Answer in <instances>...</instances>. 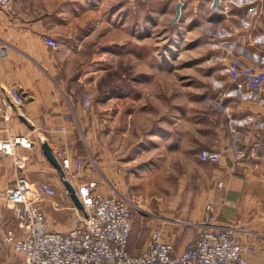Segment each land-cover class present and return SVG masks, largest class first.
I'll return each mask as SVG.
<instances>
[{"label":"crops","instance_id":"obj_1","mask_svg":"<svg viewBox=\"0 0 264 264\" xmlns=\"http://www.w3.org/2000/svg\"><path fill=\"white\" fill-rule=\"evenodd\" d=\"M81 1L94 5L83 6L80 14ZM109 1L12 0L9 9H0V88L5 89L0 92V139L20 135L34 143L31 148L17 145L11 155L0 151V238L6 228L15 224L4 195L18 177H24L32 190L39 185L56 190L53 199L59 208L54 209V218L46 219L47 229L63 232L71 226L72 200L41 150V143L47 142L59 161L65 156L72 162L76 157L82 159L80 172L74 173L72 168L66 171L74 187L94 180L103 195L123 197L132 204L135 203L126 193L141 192L142 187L155 190V182L158 193L177 190L176 169L183 167L188 171L184 190L192 192L194 186L195 191L205 193L217 222L234 227L241 242L253 247V252L247 253L249 264L261 262L264 74L228 67L236 63L253 69L263 60L258 46L264 42V0H224L228 6L226 13L212 12L210 0H168L174 17H184L189 28L195 26L197 31L200 27L207 36L205 41L191 44L198 51L190 64L200 68V75H181L176 73V67L170 68V102L165 109L159 108L157 115L156 90H149V102L141 97L143 82L156 80V59H151L148 68L143 69L142 40L120 42L118 49L128 54L112 60L110 53L105 52L110 44L104 42L96 48L94 42L87 44L86 36H80L93 33L94 22L106 12H123L126 17L137 6L141 10L140 0H113L114 4ZM96 6L102 9L93 10ZM139 23L141 19L134 23L135 33L142 26ZM48 39L56 40V48L49 45ZM86 48L91 50L90 55L83 56ZM94 50L101 55L97 56ZM96 65L101 69H95ZM99 71L106 82L101 112L94 98L91 107L85 108L84 92L73 84L95 80ZM193 80L213 82L216 104L209 107L216 120L208 127L215 140L201 136L194 143L216 150L220 154L217 163L201 162L198 156H192L194 143L187 140V128L180 119L189 112L190 106L182 97L188 92L185 84ZM11 87L24 97L21 105L9 101L6 90ZM89 160L98 166L93 169ZM210 167L212 171L207 173ZM44 206L50 209L48 203ZM136 210L142 215L150 214L141 208ZM196 215L185 208V219L177 221L165 220L157 212L153 216L160 226L151 228L149 234L135 230L130 218L129 252L136 254L146 247L155 228L161 230L162 240L170 241L175 252H182L194 237L190 227L195 224L192 219ZM0 264H24V257L8 247H0Z\"/></svg>","mask_w":264,"mask_h":264},{"label":"built area","instance_id":"obj_2","mask_svg":"<svg viewBox=\"0 0 264 264\" xmlns=\"http://www.w3.org/2000/svg\"><path fill=\"white\" fill-rule=\"evenodd\" d=\"M11 4L12 0H0V9L7 10ZM209 7L216 13L228 10L224 0H210ZM48 43L52 48L57 46L56 40L48 39ZM258 52L263 60L253 69L236 63L228 68L232 70L236 66L243 73L252 70L264 74V42L258 46ZM2 91L5 89L0 88ZM6 92L12 104H22L24 97L17 88L11 87ZM83 103L85 108L91 107L88 93L84 94ZM17 145L31 148L34 143L20 135L0 139V151L4 154H13ZM219 156L216 150L201 148L198 158L217 163ZM59 163L65 175L71 168L74 173L82 169L80 157L72 162L65 156ZM75 191L83 210L75 207L73 225L68 230L53 231L46 228L42 201L55 196L56 190L47 185L32 190L24 177H18L4 195L15 224L4 230L0 247L21 253L24 264H249L247 253L253 252V247L241 242L234 227L217 222L211 203L206 205L208 214L202 228L182 252H175L171 243L162 240L161 230L155 228L145 249L131 254L128 250L130 202L123 197L103 195L94 180L76 186ZM256 264H264V260Z\"/></svg>","mask_w":264,"mask_h":264},{"label":"rangeland","instance_id":"obj_3","mask_svg":"<svg viewBox=\"0 0 264 264\" xmlns=\"http://www.w3.org/2000/svg\"><path fill=\"white\" fill-rule=\"evenodd\" d=\"M141 1V10L140 7L137 10H132V15L128 13V16L125 17L123 12H106L100 20H96L94 22V32H84L82 33L81 38H86L85 42L92 44L94 47L100 48L104 42L106 44H110V49L105 52L110 53V58L114 60L118 58L119 55L127 56L128 52H124L119 48L120 42L121 44L124 41L134 42L142 40V54H143V69L147 66V63L150 62L151 59H156V80L144 81L143 82V90H142V98L145 101L149 102L150 92L149 90H156V115L159 108L165 109L169 102L171 93L169 89V73H171L170 68H177L176 73L178 74H187L190 73L195 77L200 75V68H196L194 64H190L193 56H195L198 50H195V47L191 44L195 41H205L207 34L202 33V29L200 27L195 29V26L189 28V22H186V19L182 16L174 17L175 13L170 12L169 2L168 0H140ZM113 0L109 1V4H114ZM126 3V2H125ZM88 4V5H87ZM94 5V3L90 1H81L79 2V13L83 12V6ZM114 6V5H113ZM112 6V7H113ZM102 9L101 7L96 6L93 10L97 11ZM136 14V16H135ZM171 14V15H170ZM84 15L86 13L84 12ZM141 19V28L140 31L135 33L134 31V23H137ZM99 21V22H97ZM129 23V24H128ZM93 25V21L90 24ZM129 29H128V28ZM132 30V33L131 31ZM176 42V43H175ZM185 42H190L188 45H185ZM177 45V46H175ZM87 46V45H86ZM175 47V48H174ZM90 49L86 48L83 50L84 55H90ZM97 56L100 52L94 50ZM124 52V54H123ZM87 53V54H86ZM103 53V52H102ZM162 63V64H161ZM94 64H97L96 62ZM95 69H101V66L96 65ZM97 78L95 80L82 81L73 83L74 86L77 85V89L84 92V94L88 93L92 98H94L95 105L98 110L101 112L102 109V90L104 88V83H106L103 79V75L101 71L95 74ZM170 76V75H169ZM160 77V80L157 79ZM196 78V77H195ZM187 82V81H185ZM175 83V82H174ZM173 83V84H174ZM212 81H204V80H193L192 82L186 83V96L182 97V99L189 104L190 106L189 112L186 113V116L180 118L182 122L185 123L187 128V140L191 143L197 141L201 136H207L208 138H212L210 140H215V136L212 135L211 129L208 126H211L215 123V113L210 112L209 106H215V98L216 94L213 93V85ZM213 86V87H212ZM203 91H206V94H202ZM184 92V90H183ZM208 92V93H207ZM202 94V95H201ZM184 95V94H183ZM179 97V96H178ZM92 104V103H91ZM209 107V108H208ZM203 111V112H201ZM205 111V112H204ZM179 115H182L181 113ZM178 115V116H179ZM177 121V120H174ZM178 122H180L178 118ZM205 127V128H202ZM207 128V130H206ZM209 129V130H208ZM101 136V131L98 133ZM192 156H198L201 148H208L206 146H200L192 144ZM210 149V148H209ZM199 159V158H198ZM91 167L94 169L97 167V163L89 160ZM99 161V160H98ZM202 162V161H201ZM99 164V162H98ZM212 168L206 170L207 173H211ZM177 180L176 186L177 190L170 192H156V182H155V190L150 191L149 189H144L143 191H130L126 193V196L133 201L135 204L130 203L132 209V226L135 230L141 229L144 234H149L151 228L160 226L156 225V218L153 214L160 212V215L163 217L172 220H184V209L187 208L192 212H196L197 215L193 216L192 221L195 222L190 228H193L194 237L187 242L188 246L193 242L197 232L199 231L198 226L200 223L205 221L207 210L206 205L209 204V201H206V194L195 191L197 189L193 186L194 191L186 192L183 185L185 184V179L187 178L188 171H186L183 167L177 168ZM68 179L67 176H65ZM144 182V181H142ZM162 188V187H161ZM149 190V191H148ZM54 196L45 197L42 201V209L45 214V218L49 219L50 217H55L54 209L59 208V204L55 202L53 199ZM48 203L50 206L49 210L45 209L44 203ZM134 205V206H133ZM161 206L162 208H158ZM75 205L72 202V212L70 215V225H73V217L75 211ZM142 209L150 213L149 215L146 213L145 215L140 214L136 209ZM64 209V208H63ZM46 210V211H45ZM204 210V215L203 214ZM202 213V214H201ZM51 220V218H50ZM56 223H53V225ZM70 226V227H71ZM196 226V227H195ZM148 236V235H147ZM147 238V237H146ZM145 241V240H144ZM170 242V241H168ZM145 247L140 248L139 251H142Z\"/></svg>","mask_w":264,"mask_h":264},{"label":"water","instance_id":"obj_4","mask_svg":"<svg viewBox=\"0 0 264 264\" xmlns=\"http://www.w3.org/2000/svg\"><path fill=\"white\" fill-rule=\"evenodd\" d=\"M40 147H41V150H42L45 158L47 159V161L54 167V169L57 171V173L61 177L62 184H63L64 188L66 189V191L68 192V194H69L72 202L74 203V205L78 209L83 210V206L77 197L75 187L72 185V183L68 179L65 178V176H66L65 172L62 169L58 159L54 155L51 147L48 145L47 142H42Z\"/></svg>","mask_w":264,"mask_h":264}]
</instances>
